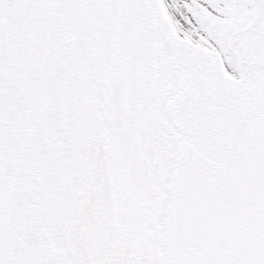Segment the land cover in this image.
I'll use <instances>...</instances> for the list:
<instances>
[{
	"label": "snow or ice",
	"instance_id": "1",
	"mask_svg": "<svg viewBox=\"0 0 264 264\" xmlns=\"http://www.w3.org/2000/svg\"><path fill=\"white\" fill-rule=\"evenodd\" d=\"M0 264H264V0H0Z\"/></svg>",
	"mask_w": 264,
	"mask_h": 264
}]
</instances>
